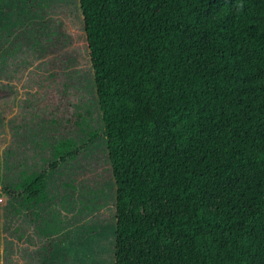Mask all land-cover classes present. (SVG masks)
I'll return each mask as SVG.
<instances>
[{"label": "trees", "instance_id": "obj_1", "mask_svg": "<svg viewBox=\"0 0 264 264\" xmlns=\"http://www.w3.org/2000/svg\"><path fill=\"white\" fill-rule=\"evenodd\" d=\"M78 5L103 131L80 141L76 129H56L85 123L77 107L73 122L51 118V163L12 175L20 180L6 188L9 198L37 207L50 176L99 137L106 140L122 232H133L126 223L218 184L232 188L264 169V0ZM208 234L199 235V243ZM250 234L244 232L226 260L213 257L215 264H264V248ZM23 237L18 235L19 243ZM53 243L46 262L38 248L31 264H63L52 257L58 247Z\"/></svg>", "mask_w": 264, "mask_h": 264}, {"label": "rangeland", "instance_id": "obj_2", "mask_svg": "<svg viewBox=\"0 0 264 264\" xmlns=\"http://www.w3.org/2000/svg\"><path fill=\"white\" fill-rule=\"evenodd\" d=\"M76 107L85 123L56 129H76L80 141L103 131L78 0H0V264H31L38 248L44 263L51 242L63 264H215L245 231L264 248V169L126 223L133 232H122L103 137L50 176L34 209L9 198L6 188L20 180L12 175L51 163V118L73 122Z\"/></svg>", "mask_w": 264, "mask_h": 264}]
</instances>
